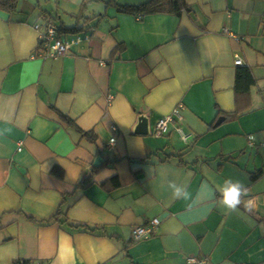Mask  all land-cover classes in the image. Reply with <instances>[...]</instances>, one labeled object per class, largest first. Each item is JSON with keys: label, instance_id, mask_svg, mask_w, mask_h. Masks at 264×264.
Listing matches in <instances>:
<instances>
[{"label": "crops", "instance_id": "1", "mask_svg": "<svg viewBox=\"0 0 264 264\" xmlns=\"http://www.w3.org/2000/svg\"><path fill=\"white\" fill-rule=\"evenodd\" d=\"M148 1L0 7V264H264V0L119 9ZM46 20L66 55L35 54ZM178 105L187 140L156 136ZM141 115L147 134L134 133ZM227 179L248 189L238 213L218 202ZM168 180L193 199H174Z\"/></svg>", "mask_w": 264, "mask_h": 264}, {"label": "built area", "instance_id": "2", "mask_svg": "<svg viewBox=\"0 0 264 264\" xmlns=\"http://www.w3.org/2000/svg\"><path fill=\"white\" fill-rule=\"evenodd\" d=\"M35 30L39 32V44L35 51L37 56H49L60 57L66 55L70 50V46L67 42L63 41L58 34V28L50 20H46L43 26L35 25ZM227 33V30H224ZM80 42V41H79ZM234 64L236 66L241 65V60L238 56H235ZM182 105L176 106L170 114H167L160 118L154 128V134L156 136H162L166 134L170 127H174V130L179 134L182 141H186L188 136L182 130L180 123ZM114 138L110 139V144L114 142ZM159 225L157 218L152 219L148 224L144 226H135L131 230V236L134 241L149 238L153 235L156 227ZM10 264H45L42 261H14ZM187 264H210L204 259L188 258Z\"/></svg>", "mask_w": 264, "mask_h": 264}, {"label": "clouds", "instance_id": "3", "mask_svg": "<svg viewBox=\"0 0 264 264\" xmlns=\"http://www.w3.org/2000/svg\"><path fill=\"white\" fill-rule=\"evenodd\" d=\"M166 187L171 190L174 199H182L185 201H191L193 198L191 193L188 191L187 185L177 184L173 180H168ZM205 190V186H201V192ZM219 204L223 207L226 214L238 213L240 206L245 197H247L248 189L239 180L227 179L224 181L222 188L219 190ZM191 208V205H189ZM247 212L253 211L251 201L244 205Z\"/></svg>", "mask_w": 264, "mask_h": 264}, {"label": "trees", "instance_id": "4", "mask_svg": "<svg viewBox=\"0 0 264 264\" xmlns=\"http://www.w3.org/2000/svg\"><path fill=\"white\" fill-rule=\"evenodd\" d=\"M92 0H85L83 3V6L86 4V2H91ZM0 7L2 9H12L14 7V0H0ZM84 8V7H83ZM183 8L182 1L181 0H149L148 2H145L143 4H140L139 6L131 7V8H121L119 6V9H123L124 11L130 10H136L141 12L142 14H148V13H158V12H168L172 13L174 15H179L181 13V10ZM82 11V9H81ZM83 12H80L78 14V18L81 17ZM75 29V28H74ZM245 73V78L249 81V83H253L250 72L248 69H243ZM238 71H242L239 69ZM238 79V74H237ZM229 119L235 117V115H227ZM76 132L79 133V135L83 138L89 139L91 142H94L96 137L95 134L91 131L85 132L82 130H79L78 128H75ZM95 170L92 171L95 172ZM89 177L86 178V180L89 182ZM254 179V177H253Z\"/></svg>", "mask_w": 264, "mask_h": 264}, {"label": "water", "instance_id": "5", "mask_svg": "<svg viewBox=\"0 0 264 264\" xmlns=\"http://www.w3.org/2000/svg\"><path fill=\"white\" fill-rule=\"evenodd\" d=\"M146 120H147L146 117H144L142 115L139 116L138 124H137V127L134 130V133H141V134H147L148 133ZM221 120H222V118L218 119L216 124H218ZM101 161H102V159L100 157H97L95 159V161L93 162V166H95V167L99 166Z\"/></svg>", "mask_w": 264, "mask_h": 264}]
</instances>
